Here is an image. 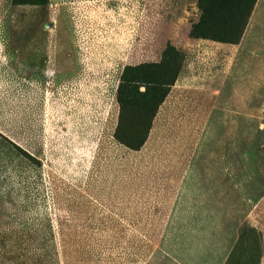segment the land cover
<instances>
[{"label":"rangeland","instance_id":"374dc122","mask_svg":"<svg viewBox=\"0 0 264 264\" xmlns=\"http://www.w3.org/2000/svg\"><path fill=\"white\" fill-rule=\"evenodd\" d=\"M0 264H264V0H0Z\"/></svg>","mask_w":264,"mask_h":264},{"label":"trees","instance_id":"16d2710c","mask_svg":"<svg viewBox=\"0 0 264 264\" xmlns=\"http://www.w3.org/2000/svg\"><path fill=\"white\" fill-rule=\"evenodd\" d=\"M207 17H208L207 13H206V15L204 14V19H207ZM115 134H116V132H115Z\"/></svg>","mask_w":264,"mask_h":264},{"label":"crops","instance_id":"0c3cea01","mask_svg":"<svg viewBox=\"0 0 264 264\" xmlns=\"http://www.w3.org/2000/svg\"><path fill=\"white\" fill-rule=\"evenodd\" d=\"M118 120H119V118H118ZM114 134H115V132H114ZM114 138H115V136H114Z\"/></svg>","mask_w":264,"mask_h":264}]
</instances>
